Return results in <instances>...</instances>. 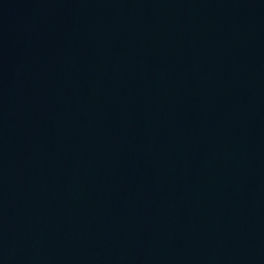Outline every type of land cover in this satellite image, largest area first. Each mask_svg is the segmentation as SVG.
I'll use <instances>...</instances> for the list:
<instances>
[{"label": "water", "instance_id": "water-1", "mask_svg": "<svg viewBox=\"0 0 264 264\" xmlns=\"http://www.w3.org/2000/svg\"><path fill=\"white\" fill-rule=\"evenodd\" d=\"M0 264H264V0H0Z\"/></svg>", "mask_w": 264, "mask_h": 264}]
</instances>
